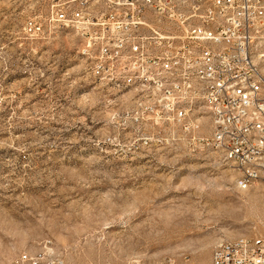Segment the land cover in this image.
I'll return each instance as SVG.
<instances>
[{"label": "rangeland", "instance_id": "rangeland-1", "mask_svg": "<svg viewBox=\"0 0 264 264\" xmlns=\"http://www.w3.org/2000/svg\"><path fill=\"white\" fill-rule=\"evenodd\" d=\"M43 4L0 0V264H211L264 237V183L243 191L211 147L172 140L144 89L91 79L71 32L25 39Z\"/></svg>", "mask_w": 264, "mask_h": 264}, {"label": "built area", "instance_id": "built-area-1", "mask_svg": "<svg viewBox=\"0 0 264 264\" xmlns=\"http://www.w3.org/2000/svg\"><path fill=\"white\" fill-rule=\"evenodd\" d=\"M64 27L92 39L79 50L91 79L144 89L172 140L202 141L237 183H264V0H44L22 34L38 42ZM197 116L210 121L209 138L196 135ZM17 264L33 263L22 253ZM211 264H264V237L218 243Z\"/></svg>", "mask_w": 264, "mask_h": 264}, {"label": "bare ground", "instance_id": "bare-ground-1", "mask_svg": "<svg viewBox=\"0 0 264 264\" xmlns=\"http://www.w3.org/2000/svg\"><path fill=\"white\" fill-rule=\"evenodd\" d=\"M64 31H69L71 34H73V27H64ZM79 41L81 43H84V46H92V39L88 38V36H79ZM115 85L118 87H125V78L123 77H115ZM131 89H137V87H130ZM243 94H251V86L250 85H243ZM238 187L243 191H248L253 188L251 185L239 183ZM230 244H238V240L229 241ZM217 247V245L215 246ZM25 259H27V262L33 263V264H58V262L55 259L50 258H44L39 256H32L28 253H23ZM22 259V254H19L15 260H13L10 264H17ZM144 264H153L149 262H145Z\"/></svg>", "mask_w": 264, "mask_h": 264}]
</instances>
